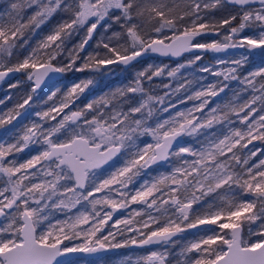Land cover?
<instances>
[{
    "label": "snow or ice",
    "instance_id": "obj_1",
    "mask_svg": "<svg viewBox=\"0 0 264 264\" xmlns=\"http://www.w3.org/2000/svg\"><path fill=\"white\" fill-rule=\"evenodd\" d=\"M218 9L230 11L209 18ZM98 28L112 35L87 52ZM208 35L219 38L198 39ZM230 49L238 54L200 63ZM185 53L91 95L115 67ZM68 73L85 75L63 83ZM17 74L25 79L9 89L28 90L0 112V264H77L64 258L154 245L165 250L128 261L170 264L167 247L201 226L176 264H264V0H5L0 82ZM157 78L168 79L162 94ZM53 210L65 219L53 222Z\"/></svg>",
    "mask_w": 264,
    "mask_h": 264
},
{
    "label": "rangeland",
    "instance_id": "obj_2",
    "mask_svg": "<svg viewBox=\"0 0 264 264\" xmlns=\"http://www.w3.org/2000/svg\"><path fill=\"white\" fill-rule=\"evenodd\" d=\"M4 7H5V0H0V9H3ZM211 14H210V16H212V17L219 14L218 16H220V17L218 19L225 16V15L224 16L222 15L223 12L220 9H219L218 14H215V13H213L212 15ZM62 18H66V14L60 13V14L56 15L55 18L46 27H43L42 30H38L37 34L31 38L30 45L35 46L36 42L39 39H41L45 34H47V32L51 29V27L55 23L59 22ZM113 30H118V26L113 25ZM111 35H112V31L105 33L103 28H98L97 32L94 34L93 40L90 41V44L87 48V52H92L96 48L97 41L105 39L107 36H111ZM79 38H80L79 36L74 37L73 43L78 41ZM218 38L219 37H215V36H213V37L205 36V37L199 38V39L211 41L212 39H218ZM28 51H29L28 48L18 49L14 53L13 57L11 58V63H15L18 59L22 60L23 57L28 54ZM235 54H238L236 50H229L227 53L207 52V53H204L203 59L200 63H202V64H215V60L217 57L227 58V57H231ZM81 55L82 56L86 55V53H82ZM190 56H191V54H187V55H184L178 59L171 60V59H164L162 57H155L152 55H148V56H145L144 58L139 59L138 62H134V64L132 66L128 67L127 69L115 67V76L109 77L107 79H100L98 86L93 90L91 95L97 96L105 90L114 89L115 87H117L123 83H126L127 81H129L130 79H132L134 77L136 72L143 70L149 64H152V65H168L169 67H176L180 63L186 62V60L189 59ZM254 66H255L254 64H250L248 66V68L251 69ZM84 75L85 74H82V73H68L65 75L62 82L63 83H71L72 81H75ZM203 75H207V74H203ZM24 79L25 78L19 74L18 76L14 77L12 79L6 78V80L4 82H0V100H5V97L9 94L12 95L11 100H5L4 104H0V112L6 111L7 109L12 108L14 106V104L16 103V101L19 99V97L22 96L28 90L27 84H23V85H21V87H19L17 89H9V86H8L9 83H14L16 80H24ZM211 79H213V78L212 77L208 78L209 81ZM206 82H208V81H205V83ZM162 83H168V79L165 78V79H163V81H161L159 78H157L154 81V87H156V90L159 94L163 93ZM157 86H159V87H157ZM196 87H199V85L193 86V88H196ZM238 87L239 86L235 82L232 83L233 89H236ZM40 96L43 97L44 92H41ZM231 96H232L231 91L228 92L227 96L222 94L220 97L215 98L213 105H211V106H215V103L226 102V100L230 99ZM191 103L192 102H189L186 105H180V107L181 108L191 107ZM166 115L167 114H163V116H166ZM146 142H151V138L150 137H142L141 140L139 141V143H146ZM254 144L258 147L261 146L259 141H255ZM252 147H253L252 145H249V148H252ZM28 156H29V153L26 151L25 153L21 154V159H27ZM163 170L164 169H160V171H163ZM4 179H6V178L0 179V186L3 185ZM132 207L135 208L138 206L133 205ZM126 214L127 213H125V212L117 213V215L114 217V219L123 218V216ZM51 219L53 222H55L56 220H63V219H65V217L60 212L53 210V215H52ZM4 223H6V221L4 220L3 217H0V225H2ZM252 227H253V230H255V226L253 225ZM243 228H244L243 235H244L245 239H253L254 240L255 237H249L248 236V233H247L248 225L244 224ZM204 231H206L205 227L201 226V227H198L197 229H189L185 233L178 236L176 238L177 243L174 246L167 247V251L169 253L168 261L170 262V264H176L178 259H182V257H180V255H179L182 248L187 243H190L191 241L197 239L199 234H202ZM118 239H120V237H118ZM76 242L78 243L79 241H76ZM156 249H159L161 251L165 250L164 247H162L160 245L144 247V248H138V247L137 248H130V247H128V248H121V249L112 250L113 251L112 253H107V254H104L103 256L97 257V258H74V259H66V260H73V261L77 262V264H100L101 260L103 261V264H120L121 261H126V262H128V264H131V262L128 261L129 257H131L132 261H135V259L137 257L146 254L149 250H156Z\"/></svg>",
    "mask_w": 264,
    "mask_h": 264
},
{
    "label": "water",
    "instance_id": "obj_3",
    "mask_svg": "<svg viewBox=\"0 0 264 264\" xmlns=\"http://www.w3.org/2000/svg\"><path fill=\"white\" fill-rule=\"evenodd\" d=\"M207 37H213L212 35H208ZM199 39V38H198ZM230 50H232V49H230ZM187 54H191V53H185V54H183L182 56H184V55H187ZM150 55H152V56H155V57H162V58H164V59H171V60H173V59H178V58H180V57H182V56H178V57H173V56H162V55H158V54H150ZM144 58V57H143ZM141 59V58H140ZM155 246V245H154ZM134 248H137V247H135V246H133ZM110 252H112V251H109V252H106V253H102V254H99V255H95V256H93V255H87V254H80V255H78V256H69V257H65L64 259H74V258H97V257H101L102 255H104V254H107V253H110Z\"/></svg>",
    "mask_w": 264,
    "mask_h": 264
},
{
    "label": "trees",
    "instance_id": "obj_4",
    "mask_svg": "<svg viewBox=\"0 0 264 264\" xmlns=\"http://www.w3.org/2000/svg\"><path fill=\"white\" fill-rule=\"evenodd\" d=\"M186 2V0H177V3H178V5H179V7H183V5H184V3ZM222 12H223V16L225 15H227L228 14V12L230 11V9H220ZM213 13H215V14H218L219 13V9L218 10H215ZM212 13V14H213ZM211 14V15H212ZM219 15V14H218ZM218 15H215V16H210L209 18H212V19H216V20H219L218 18L220 17V16H218ZM221 15V16H222Z\"/></svg>",
    "mask_w": 264,
    "mask_h": 264
},
{
    "label": "flooded vegetation",
    "instance_id": "obj_5",
    "mask_svg": "<svg viewBox=\"0 0 264 264\" xmlns=\"http://www.w3.org/2000/svg\"><path fill=\"white\" fill-rule=\"evenodd\" d=\"M19 74H17V75H14V76H12L10 79H12V78H14V77H16V76H18ZM130 248H134V247H130ZM113 252V251H112ZM112 252H110V253H112ZM103 256V255H102Z\"/></svg>",
    "mask_w": 264,
    "mask_h": 264
}]
</instances>
